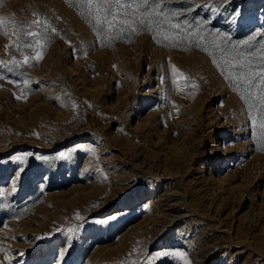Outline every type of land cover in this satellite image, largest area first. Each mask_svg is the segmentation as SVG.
Instances as JSON below:
<instances>
[{"label":"rangeland","instance_id":"obj_1","mask_svg":"<svg viewBox=\"0 0 264 264\" xmlns=\"http://www.w3.org/2000/svg\"><path fill=\"white\" fill-rule=\"evenodd\" d=\"M80 3L0 0L6 21L47 19L56 28L39 63L21 69L30 79L21 99L22 83L0 80V247L8 257L0 252V264H60L67 229L77 225L64 264H147L161 249L183 250L190 264H264V141L242 90L211 48L165 46L147 30L102 41ZM237 7L241 28L225 19ZM213 16L203 8L186 14ZM208 27L242 44L264 31V0H232ZM16 39L0 30V60L23 59ZM172 65L199 87L174 84ZM74 147L71 160L59 159ZM28 154L13 193L17 164L8 158Z\"/></svg>","mask_w":264,"mask_h":264},{"label":"snow or ice","instance_id":"obj_2","mask_svg":"<svg viewBox=\"0 0 264 264\" xmlns=\"http://www.w3.org/2000/svg\"><path fill=\"white\" fill-rule=\"evenodd\" d=\"M231 2L232 0H213L211 3L194 4L193 7L181 10L167 7L166 0H81L79 8L102 41L115 39L127 33L147 30L152 32L154 38L158 42L164 43L165 46L175 47L186 42L190 46L203 48L204 51L211 48L213 52L210 54L214 57L213 62L221 69V73L226 79L234 82V87L242 90V99L247 103L250 114L253 110L258 113L251 119L258 130V138L264 141V39L259 41V48H253V41L258 36L264 37V31L256 30L255 35H250L242 44H234L230 34L221 33L218 29L208 27L215 22L222 10H227V5ZM199 8L209 10L214 14L213 18L198 17L191 21L186 18L187 13ZM225 19L228 24L241 28L243 10L239 7L233 8L231 14ZM0 30H3L5 34L11 31L17 37L15 48L23 56L22 60L17 59L16 56H13L10 61L0 60V69H2L0 80H7V82L16 85L22 83L24 86L21 89V95L16 96V99L19 100L22 95L27 93L30 86L27 73L21 69L33 67L39 63L46 51V45L50 42L49 32L55 34L56 28L52 27L47 19H33L26 23L15 20L6 21L0 17ZM22 36L25 39H20ZM25 49L31 50L34 54H25ZM7 74H12L20 79H8ZM172 77L174 84L177 83L178 78H183L185 88L197 89L199 87L191 77L186 76L175 65H172ZM178 91H182V89L178 88ZM78 150L75 147L70 151L62 150L59 152V159L69 161L73 158V153ZM84 151L88 152L90 149H84ZM29 155L33 154L13 155L8 158L9 162L17 164L10 180L13 193L17 192L18 185L24 179L25 165ZM35 159L45 160L47 157L36 155ZM77 217L79 218V214ZM110 219L115 220L116 216H112ZM95 222L99 223L100 221ZM80 227L82 225L67 229L70 235L66 237L65 245L58 251L60 264H64V258L69 254L73 241L78 235L77 228ZM47 235L36 239L43 240L47 238ZM0 252L6 253V249L0 247ZM16 255L23 257L24 253L18 252ZM169 257L177 258L182 264H190L183 250L164 249L157 250L154 255L150 254L147 264H151V261L156 258Z\"/></svg>","mask_w":264,"mask_h":264},{"label":"bare ground","instance_id":"obj_3","mask_svg":"<svg viewBox=\"0 0 264 264\" xmlns=\"http://www.w3.org/2000/svg\"><path fill=\"white\" fill-rule=\"evenodd\" d=\"M216 149H217V151H220V152H222V151H221L222 149H221V150H219V149H218V147H216ZM211 152H212V151H208V152H207V154H212Z\"/></svg>","mask_w":264,"mask_h":264}]
</instances>
